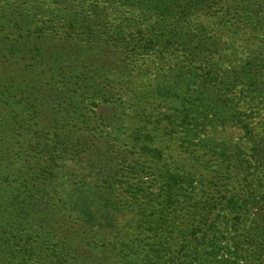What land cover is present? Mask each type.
Listing matches in <instances>:
<instances>
[{"label": "trees", "instance_id": "trees-1", "mask_svg": "<svg viewBox=\"0 0 264 264\" xmlns=\"http://www.w3.org/2000/svg\"><path fill=\"white\" fill-rule=\"evenodd\" d=\"M0 264H264V0H0Z\"/></svg>", "mask_w": 264, "mask_h": 264}, {"label": "rangeland", "instance_id": "rangeland-1", "mask_svg": "<svg viewBox=\"0 0 264 264\" xmlns=\"http://www.w3.org/2000/svg\"><path fill=\"white\" fill-rule=\"evenodd\" d=\"M153 77H154V74H153ZM153 179H151V180H148V178H146L145 179V182H149V183H147V184H145V185H147V186H149V187H151V191H157L156 190V185L153 183V181H152ZM134 183V182H133ZM119 199H124V200H127L128 198L126 197H120Z\"/></svg>", "mask_w": 264, "mask_h": 264}]
</instances>
